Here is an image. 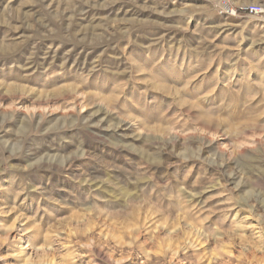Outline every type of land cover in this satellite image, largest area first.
I'll return each instance as SVG.
<instances>
[{
	"label": "rangeland",
	"instance_id": "374dc122",
	"mask_svg": "<svg viewBox=\"0 0 264 264\" xmlns=\"http://www.w3.org/2000/svg\"><path fill=\"white\" fill-rule=\"evenodd\" d=\"M0 264H264V0H0Z\"/></svg>",
	"mask_w": 264,
	"mask_h": 264
},
{
	"label": "bare ground",
	"instance_id": "6f19581e",
	"mask_svg": "<svg viewBox=\"0 0 264 264\" xmlns=\"http://www.w3.org/2000/svg\"><path fill=\"white\" fill-rule=\"evenodd\" d=\"M83 6V5H82ZM5 50V49H4ZM54 73V72H53ZM56 77H58V76H56ZM51 79V78H50ZM55 79V78H54ZM53 79V80H54ZM55 81V80H54ZM99 95V94H98ZM102 115V113H98L97 115H96V118H98V117H100ZM95 118V117H94ZM94 118H93V120H94ZM95 118V119H96ZM123 129V131L124 130H127V128H126V126L124 125V124H119L118 126H117V128L115 129L114 128V132H119V131H121ZM115 134V133H114ZM117 147V146H116ZM74 159V158H73ZM66 163H67V160H65L64 162H63V164L62 165H60V167L62 168L63 166L65 167V165H66ZM51 164V163H50ZM68 164V163H67ZM58 166V165H57ZM85 183V182H84ZM93 187V186H92ZM235 218V217H234ZM36 231L37 232H39V230L38 229H36ZM49 242V241H48ZM51 247V246H50Z\"/></svg>",
	"mask_w": 264,
	"mask_h": 264
},
{
	"label": "built area",
	"instance_id": "2783aa9c",
	"mask_svg": "<svg viewBox=\"0 0 264 264\" xmlns=\"http://www.w3.org/2000/svg\"><path fill=\"white\" fill-rule=\"evenodd\" d=\"M244 11L248 12L249 14H257L259 9L256 5H253L249 9L245 8Z\"/></svg>",
	"mask_w": 264,
	"mask_h": 264
}]
</instances>
